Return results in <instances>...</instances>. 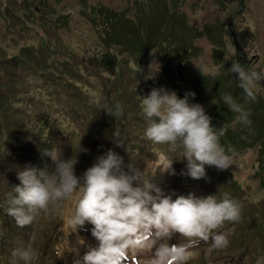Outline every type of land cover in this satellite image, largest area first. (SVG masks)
Listing matches in <instances>:
<instances>
[{
	"label": "rangeland",
	"instance_id": "obj_1",
	"mask_svg": "<svg viewBox=\"0 0 264 264\" xmlns=\"http://www.w3.org/2000/svg\"><path fill=\"white\" fill-rule=\"evenodd\" d=\"M74 1L75 0H54V3L60 5L63 2H69L71 3L69 6H72ZM88 1L94 3L96 0H76L75 10L67 12L76 21L72 20L71 23L68 22L69 18L67 16L62 19L65 20V25L70 29L71 34H69L68 30L65 28L60 29L62 34L71 36L72 40L75 41L73 47L78 46V50L77 48L76 51L73 50L76 62L81 60V57H84L82 54L93 53L101 55L107 50L110 51V53L105 56L104 61H101L102 66H108L112 63L111 66L115 67L121 62L124 69L117 67L111 71L109 67H102L101 70L105 74L90 72L86 75L75 73L72 70V73L66 75V69L60 66L57 69L62 72V79L66 80L69 85H76V87L74 86V90H65L67 86H65V89H59L57 87L59 74H56L55 70H53L47 73V77L42 78L44 81L43 86L47 89L46 96L40 95L43 94V92L34 96L32 87L30 86L34 81H30V85H27V90L19 88V92H17L14 89L12 102L9 104L7 101H4V95L1 93L0 88V123L6 124L11 123L13 120L16 121L10 124L13 125V130L7 131L3 136L5 144L4 152L0 155V169H2L0 170V205L3 204L7 193L17 185L14 180L18 170H23L25 166H27L26 161L28 159L32 160L35 156L36 152H27V150L30 149L31 143H33L34 147H42V145L58 146L62 148L64 158L67 155L66 159L73 158L74 154L77 155L78 162L76 166L79 168L78 170L76 169L75 174L77 176H82L86 169L89 168V162L95 154H101L104 149L112 150L111 147H113L116 154L123 159L125 166L130 163L127 158L122 156L117 132L122 128H128L129 130L131 125L130 121L119 118L125 115L140 116L143 114L141 111V101L138 96H146V91L148 90V86L145 87L140 80L137 81L138 85L136 82L130 85L127 84L128 71H134L132 65L135 61L133 58H137L140 53L147 52V45H155L161 38L166 37L171 30H175L174 28L171 29L172 26L169 28L168 22L166 26L163 27V24L168 19L166 16L167 14H171L178 8L183 9V6L184 10L188 11L190 9L189 4L193 2V0H186V4L182 5V2L177 0H97L102 3L98 2L92 6ZM205 1L206 2L199 4V9H201L199 11L196 9L194 15H192L195 19L191 21V25L200 26L204 21L209 20L204 27L197 30L200 34H203L209 40L216 39L223 41L224 36L226 39V47L228 52L232 55L231 58L233 59V63L237 61L249 70L264 72V0H225L222 7L217 2H213V0ZM69 6L66 7L69 8ZM79 8L85 17H88V15L91 16L94 12L93 9L99 8L101 10L98 17L101 21L100 24H103L102 27L105 28V31H103L97 27L101 44H99L96 39L91 45L89 44V39L91 38L89 28H93L94 26L86 24L81 17L75 18ZM194 9L195 7L193 11ZM117 16L119 17V21H117ZM81 31H83L82 34ZM156 33L157 36L154 37ZM129 34H133L136 37L130 36ZM32 40L33 39L20 41L23 44L17 48V51L22 47L30 45L24 42H30ZM79 40L80 42L83 40L82 46H79ZM185 40L186 35L183 34L182 41L185 42ZM7 43H3L0 48L6 49L8 53L11 54V47L14 45L9 44L6 46ZM68 43L69 41H65L62 44L64 49L62 51L61 49L56 51L52 57L53 59L50 58L52 59V63L50 64L52 69H55L56 64L54 62L57 61H59L60 65L63 63L66 65L72 64V62L65 60L67 58L66 53L70 50L67 49L69 48ZM214 43L218 45L217 41ZM199 47H201L204 52L197 58V61L202 64L203 68L206 66L208 69L206 72L212 73L215 66L212 65V60L210 58L211 50L205 40L199 43ZM126 48L131 53H129ZM12 50L14 52V49ZM156 52L155 50V53ZM4 53L6 52L4 51ZM144 55L142 61H136L137 66L142 69L140 72L141 75H139L143 80L152 84L155 78L145 79L151 72L144 70V62L146 59L152 62L154 55L150 51ZM197 56L198 51L193 59ZM127 59L128 61L126 62L125 60ZM227 59L228 58H225L223 62L228 63ZM37 60L38 58L34 59L36 62ZM46 63H49V59L46 60ZM153 64L152 71L157 68V61L155 59ZM81 68L83 69V67ZM158 73L159 72L156 71L155 77H157ZM77 74L83 76H77ZM207 78L208 82L211 84H225L226 87L225 90L221 92V96L223 97L225 94H231L237 102L244 104L245 108L251 113L249 116L251 123L249 125L237 122L236 119L233 117L230 118L229 114L226 113L222 115L225 123H221L224 128L231 127L237 131L236 137H232L235 142L234 149L238 155L242 154L241 158H234L230 174H238V171L242 169L241 167L246 168L245 175L247 176V181L241 175L238 176L239 182L243 183H239L244 190V192H241L237 189V184L234 183L235 186L232 184L233 181L229 173L221 172V177L225 179L224 188L221 192L222 195L217 199L222 198L225 193H228L230 198L235 199L241 203V205L243 202L246 204L241 207V216L238 220L239 226L232 231V235L229 237L232 245L228 247V249L216 250L215 255L223 258H215L213 255H210L211 251H208L209 245L205 242H201L200 246L195 249L198 253L197 256L188 261L187 264H201L204 262L207 255L209 256V262L215 261V264H231L229 260L224 258L240 249L248 239H252L257 249L264 252V227L261 228L257 226V220L260 219L262 210L256 206V203L264 198V195H261L264 193V190L258 187L256 182L252 180L253 178L250 177L253 173L252 167L256 168L255 165H257V168H260V165L264 167V81H261L262 87L256 94L257 99L245 103L246 97L243 90L236 91L234 87L228 85L230 80L226 84V79H230V75H228V71L224 66L220 71H216L211 76L208 75ZM109 79L111 82H108ZM89 80H91L90 82L94 87L90 86ZM231 80L232 83H239L237 78ZM103 85H109L104 89V97L101 96L100 93V88ZM129 92H132V98H135V102L132 103L134 104V106H132L134 108H130L131 104L123 108V115H116L112 107V102L109 100L113 97L120 96L119 103L122 104L125 99L124 103L126 105L129 101L126 99L127 96L130 95ZM90 94L91 97L88 96ZM86 97H89V102L86 101ZM16 98L17 100H14ZM95 99L97 102L102 99L103 105L99 104L100 108L94 111L88 118L87 113L82 112L81 108L87 106V103L90 105V102L95 101ZM52 100L53 105L50 108L54 106L55 108H60L62 104L69 105L72 108L71 111L74 113L67 112L66 115L72 114L71 116L74 118L73 122L81 126H75L76 130L68 134L70 139L67 137L63 142L58 138V136L62 134L63 128L62 126H55L53 128L60 133L54 134V131L51 129L50 132L45 131V138H39V143L37 144L35 141L36 137L33 133L36 131V125L43 130L42 125L44 121H41V119H44L42 116L47 115V102ZM28 102H31V105L29 110L25 111L22 107ZM18 104L22 105V107H17ZM218 106L221 109L222 107L226 108L227 110L223 111H230V115L234 114V112L229 109V106L224 103L223 99L221 102H218ZM22 116L24 121L20 127L17 123H20ZM117 119L119 122H117L116 127L113 128L114 131L110 138H107L105 142H100L103 137L101 128H104L108 121L113 123ZM94 125L98 127L94 128ZM0 130H2L1 124ZM53 138L54 143H52L51 140ZM79 141L81 146L88 150L82 158L79 157L80 153L77 154V145ZM177 149L178 147H176L175 150ZM163 151L165 152V150ZM39 153L41 159V151H39ZM141 155L146 157L142 158L141 156L136 162L135 158H131L132 160L130 161L134 162L135 167L146 175L153 174L155 168L160 166L159 155H153L149 152ZM22 159H25V162L22 161ZM47 159L49 158L47 157ZM46 160L41 163L38 161V166H36L37 169L51 166L50 159ZM33 163L36 164L35 161H33ZM175 163L180 164V161ZM236 167H239V169L235 170ZM125 170H127V168H125ZM153 182H155L166 195H171L173 200L177 196L183 195L186 197L189 194L185 183L179 178L175 179L172 172H161V170L157 168L153 177ZM248 184L250 187L255 185L252 186L255 191L249 190L248 187L244 186ZM241 195H243V197ZM248 202H250V204H248ZM73 211L74 203H66L65 214H70ZM4 222L5 224L11 225L4 207L0 206V228L4 227L0 230V233L3 234L0 235V240L2 238V241H0V264H10L12 252L21 246L28 245H31L37 252V257L32 261V264H82L81 261L87 251L98 245L96 239L91 235L93 226L90 223L86 222L85 225L82 226L84 228L82 232L78 231L79 228L75 231V229L70 228L66 224L63 216L57 215L54 212H41L32 225L24 228L18 227L15 223V227L13 226L14 228L11 229L7 225H2ZM180 240L181 238L177 234L173 236L169 243H178ZM150 256L151 253L149 252H141L135 256H130L129 261H125V264H144ZM77 259L79 260L76 261ZM244 261L246 264H249L248 258Z\"/></svg>",
	"mask_w": 264,
	"mask_h": 264
},
{
	"label": "clouds",
	"instance_id": "obj_2",
	"mask_svg": "<svg viewBox=\"0 0 264 264\" xmlns=\"http://www.w3.org/2000/svg\"><path fill=\"white\" fill-rule=\"evenodd\" d=\"M132 66L136 73L142 71L136 61ZM203 70L208 71L206 67ZM229 70L236 74L245 103L255 101L264 72L249 70L237 61ZM155 73L151 71L145 79H154ZM138 97L147 121L145 137L153 144H168L173 151L177 144L182 146V157L187 162L186 172L182 174L200 180L206 177L205 166L217 170L232 166L236 151L220 142L223 126L213 127L203 106L190 102V98L195 99V93L187 92L180 98L175 91L160 87ZM222 99L237 114V122L251 123V113L244 104L231 94H225ZM112 107L116 115H123L121 103L116 102ZM87 152L79 141L77 154ZM44 154L51 166L42 169L25 166L18 171L19 185L7 193L0 206L20 228L32 225L41 212L63 216L75 231L90 223L91 235L98 245L83 256V264H125L130 256L141 252L151 253L144 264H187L197 256L195 249L201 242L211 240L208 251L226 249L230 244L229 233L215 230L226 221L240 219V203L228 193L220 199L216 195L196 197L189 193L173 200L153 182L157 168L174 174L173 159L163 151L159 153L160 166L151 175L141 172L134 162L125 166L123 159L111 149L96 157L82 176L75 174L77 155L75 159H65L58 146ZM66 203H74L70 214H65ZM177 234L180 242L170 244ZM11 256L10 264H32L37 252L31 245L21 246ZM256 264H264V257L258 258Z\"/></svg>",
	"mask_w": 264,
	"mask_h": 264
},
{
	"label": "trees",
	"instance_id": "obj_3",
	"mask_svg": "<svg viewBox=\"0 0 264 264\" xmlns=\"http://www.w3.org/2000/svg\"><path fill=\"white\" fill-rule=\"evenodd\" d=\"M177 1L182 2V5L186 4L185 2L186 0L183 1L177 0ZM199 1L193 0V2L189 4L190 9L188 11L187 10L185 11L183 6V9L178 8L175 9L171 14H167L166 16L168 17V19L163 24V27H165L168 22L169 28H171L172 26L171 29L174 28L175 30L174 31L171 30L166 37L161 38V40L155 45L153 46L147 45L146 51L147 52L150 51L154 55V57L152 59V62L146 59V61L144 62V70L151 72L152 67L154 66L153 64L154 59L157 61V68H155L154 71H158L159 73L157 77H155L154 82L152 84H149L147 81L142 79V77L140 76L141 73H136L133 70H129L127 74L128 75L127 84L130 85L136 82V84L138 85L137 81L140 80L145 87L148 86V90L146 91L147 94L153 88H160V87H163L167 90L175 91L178 97L180 98H183L187 92H193L195 93V99L193 100L190 98V102L202 105L203 108L205 109L206 114L211 118V125L219 129L221 126H223L221 123L223 124L225 123L224 118H222L223 114L225 113L229 114V117L230 118L233 117L234 119H236L237 114L234 113L233 115H230L229 113L230 111H223L227 109L224 107H222L221 109L218 106V102L222 101L221 92L225 90L226 86L225 84L223 85V84L209 83L207 76L208 75L211 76L216 71H220L224 66L225 69L228 71V75H230V79H226V84L230 80L228 85L234 87L236 91H242V89L239 87V83H232L231 79L237 77L236 74L231 73L229 70L233 63V59L231 58L232 55L227 50L226 39L224 38V36H223L224 39L223 41L216 39L209 40L203 34H200L197 31L198 29L204 27V25H206V22H208L209 20L204 21L200 26L191 25V21L195 19L192 16L194 15L195 10L197 9V11H199L201 9V8L199 9L200 6L199 4H201V2ZM217 1L221 2V0H215V2ZM98 2L100 1L96 0L94 1V3L88 1V3L92 6ZM69 5H71V3L69 2H63L62 4L58 5L54 3V0H0V46H2L3 43H7L8 41L9 42L7 43L6 46H8L9 44L14 45L13 47H11L12 49H14V52L11 49L12 51L11 54H9L6 49L0 48V88H1V93H3L4 95V101H7L8 104L12 102L14 89L17 92H19V88H24L25 90H27V85H30V81H34L33 84L30 85L32 87L34 96L39 95L41 92H43V94L40 95L46 96L47 89L43 86L44 81L42 78L47 77V73L49 71L52 72L53 70H55L56 74H59L57 81V87L59 89L61 90L65 89V86H67L65 90H69V91L74 90L76 85H69L66 82V80L62 79L63 78L62 72H60L57 69L60 66H63V68L66 69L65 71L66 75L72 73V70L75 73L77 72L86 75L87 73L90 72H98L100 74L104 73L101 70L102 67L103 68L109 67L111 71H113L117 67L124 69L121 62L118 63V65H116L115 67L111 66L112 63H110V65L108 66H102L101 61H104L105 56L110 53V51L107 50L104 54L101 55H96L93 53L82 54L84 57H81V60L76 62V57L73 50L76 51V48L78 50V46L73 47L75 41L72 40V37L62 34L60 31V29L65 28L68 30L69 34H71L70 29L65 25V20H62L63 18H65V16L69 18L68 22L70 23L72 22V20L76 21L74 18H72L71 15L67 13L75 10L76 0L73 2L72 6ZM66 6H69V8H67ZM194 7L195 9L193 11ZM93 11L94 12L91 16L88 15V17H85L79 8L78 14L75 15L76 19L78 17H81L84 19L86 24L94 26L93 28H89V31L91 33V38L89 39L90 45L94 42L95 39L98 41L99 44H101L100 35L97 27L105 31V28L102 27L103 24L102 25L100 24L101 21L98 17V14L101 10L98 8V9H93ZM117 21H119L118 16H117ZM76 25L78 28L77 22ZM80 29L83 30L82 28ZM82 33L83 31H81V34ZM183 34L186 35L185 42L182 41ZM129 35L133 37L135 36L133 34H129ZM156 36L157 33L154 35V37ZM27 39H33L30 42H24L30 45L22 47L17 51V48L23 44L21 42L26 41ZM204 40L208 44L209 49L211 50L210 58L212 60V65L215 66V69L212 73L209 72L205 73L202 64L197 61V58H199L204 52L203 49L199 47V43L203 42ZM65 41H69L68 43L69 48L67 49H70L66 53L67 58L65 60L68 62H72V64L66 65L65 63H63L62 65H60L59 61H57L54 62L56 64L55 69H52V67L50 66L53 59L52 57L56 51L60 49L62 51L64 49L63 48L64 46H62V44ZM215 41H217L218 45L214 43ZM82 45H83V40H81V42L79 40V46ZM155 50L157 51L156 53ZM4 51L6 53H4ZM127 51L131 53L128 49ZM197 51H198V56L195 59H193ZM147 52L138 54V57L133 58V60L137 62L142 61L145 56L144 54ZM36 58H38L37 62L34 61V59ZM225 58H228L227 59L228 63L223 62ZM47 59H49L48 64L46 63ZM125 61L127 62L128 59ZM54 63L53 65L55 66ZM81 67H83V69ZM77 76H83V75L77 74ZM90 81L91 80H89L90 86L94 87ZM108 82H111L110 79ZM108 86L103 85L100 88L101 96L104 97V92H105L104 89L107 88ZM129 94L130 95H128L126 98L129 100L128 103L125 105L124 103L125 99L122 102L123 108H126L127 106L135 102V98H132L133 97L132 92H129ZM88 96L91 97V94ZM89 97H86L87 102H89L90 100ZM119 99L120 96H117L111 98L109 101H111L112 105H114L116 102H119ZM14 100H17V98ZM99 104L103 105L102 99H100L99 102H97L95 99V101L90 102V105H88L87 103V106L82 107L81 110L82 112H86L89 118L94 111L100 108ZM30 105L31 102L25 103L22 108L25 111H27L29 110ZM52 105H53V100L47 102V108H50ZM132 106H134V104H132L130 108ZM54 109L55 106L53 109H51L48 112V114L45 117H43L44 118V123H43L44 126L42 125L43 130H41L38 125H36V131L33 133V135L36 137L35 141L37 144L39 143L38 142L39 138H45L44 132L47 131L48 129H52L55 126H62L63 128L62 134L58 136L61 142H63L66 136H68L69 134L68 128L73 126L74 128L73 131H75L76 130L75 126L76 127L81 126L73 122L74 118L71 116L72 114L68 116L66 115L67 112L74 113L73 111H71L72 108L69 105L62 104L61 107L58 108L59 110L57 108L55 110ZM119 119H125L127 121H130V125H131L130 126L131 128L129 130L128 128L125 129L122 128L120 131L117 132V135L119 136V144L121 146L122 156L124 158H127L129 162H131L130 161L132 160L131 158H135V162H136L137 159L140 158L142 156L141 154L143 153L149 152L150 154L153 155L154 154L159 155L161 151L165 150L166 154L167 155L170 154L168 156L173 159L172 170H174V173L176 172L175 178L177 176L185 183V185H187L186 187L188 193H192L196 197H207L208 195H216L217 198L220 197V195H222L221 192L223 191L224 188L223 185L225 181V179L222 178L220 175L221 172L229 173V175L231 176V180L233 181V183L232 181L231 183L233 185L234 183L237 184V189L241 192H244L242 187L239 185L240 182L238 180V176L241 175L242 177H244V179H246L247 178V176L245 175L246 168L241 167L242 169L238 171V174L232 175L230 174L232 170V166L227 170H217L214 166L211 167L205 166L206 177L200 180H193L186 174H182L186 172V164H187L186 160L182 157L183 156L182 146L177 144L176 147H178V149L173 151L171 150L170 145L153 144L145 137L144 133L147 127V121L144 114H141L140 116L125 115V116H121ZM14 121L15 120H13L12 122ZM23 121L24 118L22 116V120L20 121V123L17 124L21 127ZM117 122H119L118 119L115 120L113 123L108 121L104 126V128L103 127L101 128L103 137L100 140V142L102 141L105 142L107 138H110L112 132L114 131L113 128L116 127ZM11 123H6V124L0 123L2 125V130H0L1 133L0 155H2V153L4 152L5 140H3V136L7 131L13 130V125H10ZM93 127L97 128L98 126L94 125ZM223 131H224V135L221 137L220 142L225 147L231 146L234 149L235 142L232 137L233 136L236 137L237 131L231 127L224 128V126H223ZM56 133H60V132L55 130L54 134ZM51 140L52 143H54V138ZM111 148L116 153L115 149L113 147ZM46 150H51V145H44V146L42 145V147L41 146L34 147L33 143H31L30 149H28L27 152H36V154L32 160L28 159L26 161L27 166L33 167L32 163L33 161L37 160L39 151H41V161H40L41 163L42 160L47 157L44 154ZM108 150L109 149H104L102 150L101 154L100 153L95 154L92 160L89 162V167L92 166V164L95 162L96 157L104 154ZM85 154L86 153H80L79 157L82 158ZM75 157L76 155L74 154L73 159ZM143 157L146 156H142V158ZM235 157L241 158L242 154L240 155L237 154ZM25 159H22V161H24ZM177 161H180V164H176L175 162ZM255 167L256 168L252 167L253 173L250 175V177L253 178L252 180L256 182V185L258 187H261L264 190V167L262 165L259 166L260 168H257V165H255ZM76 169L78 170L79 168L75 165V173H76ZM237 169H239V167L238 168L236 167L235 170ZM14 182L17 184L15 186L19 185V181L16 178V176ZM244 186L248 187L249 190L255 191V189L252 188V186L255 185H252L251 187L249 184ZM261 195H264V193H262ZM241 196L243 197V195ZM245 204H246L245 202H243L242 205L240 203L241 207L244 206ZM248 204H250V202H248ZM256 206L262 210V214H260V219L257 220L258 221L257 226L263 228L264 198L261 199L260 202L256 203ZM8 220L9 222L12 221L9 227L11 229L14 228L13 226L15 220L9 216H8ZM238 223L239 221H235V222L226 221L224 225L221 228L215 230V232H226L229 233V237H231L232 231L239 226ZM4 224L5 222L2 225ZM3 228L4 227H1L0 230H2ZM209 241L211 242V240ZM231 245L232 244L230 239V244L228 247H230ZM228 247L226 249H228ZM215 253L216 250L211 251V255H213L215 258H223L216 256ZM260 257H264V252L259 251L257 249L252 239H248L244 243V245L240 247V249L236 250L234 253L228 255L224 259L229 260L231 264H246L244 260L248 258L249 264H256L257 259Z\"/></svg>",
	"mask_w": 264,
	"mask_h": 264
},
{
	"label": "flooded vegetation",
	"instance_id": "obj_4",
	"mask_svg": "<svg viewBox=\"0 0 264 264\" xmlns=\"http://www.w3.org/2000/svg\"><path fill=\"white\" fill-rule=\"evenodd\" d=\"M224 3H225V0H221V2H219L218 4L223 6ZM222 6H221V7H222ZM219 7H220V6H219Z\"/></svg>",
	"mask_w": 264,
	"mask_h": 264
},
{
	"label": "crops",
	"instance_id": "obj_5",
	"mask_svg": "<svg viewBox=\"0 0 264 264\" xmlns=\"http://www.w3.org/2000/svg\"><path fill=\"white\" fill-rule=\"evenodd\" d=\"M199 1V0H198ZM215 0H213V2H214ZM199 2H201V3H204V2H206L205 0H201V1H199Z\"/></svg>",
	"mask_w": 264,
	"mask_h": 264
}]
</instances>
